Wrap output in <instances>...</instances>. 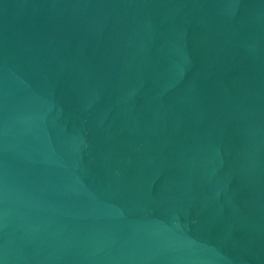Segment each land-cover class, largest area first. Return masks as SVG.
<instances>
[{
	"label": "water",
	"instance_id": "1",
	"mask_svg": "<svg viewBox=\"0 0 264 264\" xmlns=\"http://www.w3.org/2000/svg\"><path fill=\"white\" fill-rule=\"evenodd\" d=\"M0 264H264V0H0Z\"/></svg>",
	"mask_w": 264,
	"mask_h": 264
}]
</instances>
